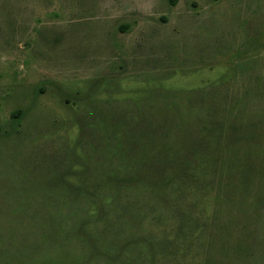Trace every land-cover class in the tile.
<instances>
[{
	"label": "rangeland",
	"instance_id": "1",
	"mask_svg": "<svg viewBox=\"0 0 264 264\" xmlns=\"http://www.w3.org/2000/svg\"><path fill=\"white\" fill-rule=\"evenodd\" d=\"M0 264H264V0H0Z\"/></svg>",
	"mask_w": 264,
	"mask_h": 264
},
{
	"label": "trees",
	"instance_id": "2",
	"mask_svg": "<svg viewBox=\"0 0 264 264\" xmlns=\"http://www.w3.org/2000/svg\"><path fill=\"white\" fill-rule=\"evenodd\" d=\"M171 2H172V4H174V3L176 2V0H171ZM19 112H20V111H16V112H14L12 115H13L14 117H16V116L19 115Z\"/></svg>",
	"mask_w": 264,
	"mask_h": 264
}]
</instances>
